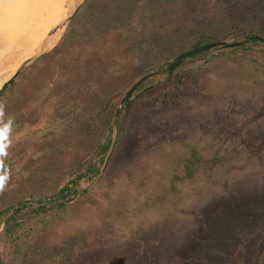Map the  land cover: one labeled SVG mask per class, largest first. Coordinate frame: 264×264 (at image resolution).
I'll use <instances>...</instances> for the list:
<instances>
[{
    "label": "rangeland",
    "instance_id": "1",
    "mask_svg": "<svg viewBox=\"0 0 264 264\" xmlns=\"http://www.w3.org/2000/svg\"><path fill=\"white\" fill-rule=\"evenodd\" d=\"M250 21L264 24V0H85L0 94V210L32 203L10 232L12 212L1 219L0 264H262L264 46L209 49L166 72L182 42ZM110 123L123 131L98 176L74 185Z\"/></svg>",
    "mask_w": 264,
    "mask_h": 264
},
{
    "label": "bare ground",
    "instance_id": "2",
    "mask_svg": "<svg viewBox=\"0 0 264 264\" xmlns=\"http://www.w3.org/2000/svg\"><path fill=\"white\" fill-rule=\"evenodd\" d=\"M71 1L0 0V86L24 60L51 46L56 33L47 36L66 18ZM14 53L23 61L11 60Z\"/></svg>",
    "mask_w": 264,
    "mask_h": 264
},
{
    "label": "trees",
    "instance_id": "3",
    "mask_svg": "<svg viewBox=\"0 0 264 264\" xmlns=\"http://www.w3.org/2000/svg\"><path fill=\"white\" fill-rule=\"evenodd\" d=\"M247 26H248V30H244L242 28L239 29V32L236 33L235 30H232L230 32H221V31H212L211 33L207 34V35H203L201 34V36H198V38H194V40L191 41V39L189 41H184L182 42V50L181 52H185L186 50H190V49H193V48H197V47H200V46H203V45H207V44H211V43H214V42H222L223 40H225L226 38L228 37H233V43L236 42V41H241L242 42V47L238 46V47H227V46H224L223 44H219L218 46L216 47H213L211 48V50L215 51V50H219L220 48H224L226 49V51L228 52H235L237 51L238 49H241L244 47L243 50H245L246 48H248L249 46L251 45H262L264 46V43L254 39V37H259V38H263L262 37L264 35V24H261V26L257 29H254L252 28V23L251 21L249 23H247ZM245 26V27H247ZM248 40V41H247ZM232 43V42H230ZM211 50H207V51H204V52H201V53H198V54H195L193 55V57H201L205 54H208ZM177 56H174L173 59L171 60V63L174 62V60L176 59ZM192 58V57H191ZM189 57L187 58H183L181 60V63L178 67L182 66L185 64V61L187 59H191ZM170 63V64H171ZM168 64V65H170ZM177 68V67H176ZM167 73H171L169 72L168 70H166ZM172 79L171 75H169V80ZM150 79H147L145 82H143L142 84H140L134 91H133V94H136V93H139L142 91V89L145 88V85L148 81H150ZM167 80V79H166ZM168 81V80H167ZM180 84L182 83L180 80H179ZM13 83V80L11 82H9L3 89L2 91L0 92V94H3L5 92V90H7V88ZM172 83V80L171 82L169 83H163V87H169L168 84H171ZM178 83V81L176 82ZM132 94V96H134ZM138 95V94H136ZM132 96H129L128 98H126L121 106V109L125 112H128L130 110H132L134 108V105H135V102H134V98L136 97H132ZM123 111H120L119 113L114 114L115 116V121H118V118L119 116L124 113ZM123 128H117V130L115 129V126L112 125V123L108 124L107 126V134H106V138H105V146L101 147V151H102V154L100 159H99V163L98 165H96L95 163H91L89 165H87V168H84L82 169V171H77L75 172V177H73L70 182H72L74 185L78 184L79 183V180L80 178L82 177H89L88 179H91L92 177H97L99 172H100V166L101 164H103V161H104V154L107 152L110 144H111V137L113 135V131L116 130L117 133H119L120 131L122 132ZM118 140V139H117ZM118 145V141H116ZM65 185V184H64ZM59 190L58 193H61L63 194V197L65 198L66 196H68L70 193H73L75 191V189L73 187H69L67 184L64 186V187H58L57 188V191ZM65 193V194H64ZM69 200L70 198L66 197V200ZM47 202V200H45ZM32 202V201H31ZM34 202V201H33ZM36 202V201H35ZM43 202V200L41 201ZM39 202V203H41ZM19 206H17V208L15 210H13V205H8L6 207H4L2 210H0V221L3 217H5V215H7L9 212H12V215L11 216H8L5 220L6 223H4V229H6L7 232H10V230L14 229L15 226H18L19 224L15 223V215H17V213H22L23 212V209H25V207L27 208V206H32V203H30L29 201L25 202V203H18ZM21 205V206H20ZM61 206V204H60ZM34 208V207H33ZM46 208H44V206L41 204V205H38V209L37 210H40V211H45ZM36 210V211H37ZM252 262V261H250ZM264 264V262L262 263Z\"/></svg>",
    "mask_w": 264,
    "mask_h": 264
},
{
    "label": "water",
    "instance_id": "4",
    "mask_svg": "<svg viewBox=\"0 0 264 264\" xmlns=\"http://www.w3.org/2000/svg\"><path fill=\"white\" fill-rule=\"evenodd\" d=\"M85 0H72L71 4L67 6V16L66 18L60 22L51 32V34H49V36L47 37H51L52 35H54L56 33V40L53 41V43L51 44L50 47H48L45 50H42L39 54L35 55V56H31L30 58L26 59V60H22L23 62L20 64V66L18 67V69L13 73V75L7 79L1 86H0V92L2 91V89L9 83L11 82L24 68H26L27 66L37 62L38 60L42 59L43 57H45L47 54H49V52H51L56 45L58 44V42L61 40V38L63 37L67 26L69 24V22L72 20V18L74 17V15L77 13V11L79 10V8L82 6V4L84 3ZM254 39L264 43V39L263 38H259V37H254ZM248 41V40H247ZM219 44H223L224 46L227 47H238L242 45V42H234V43H226V42H214L211 44H207V45H203L197 48H193L190 50H187L181 54H179L176 59L174 60L173 63H171L169 66H167V70L168 71H172L173 69H175L176 67H178L181 63V60L183 58H187L190 56H193L195 54L207 51L213 47L218 46ZM14 62V61H13ZM21 62V61H20ZM154 73H148L145 76L141 77L139 80H137L132 86L131 88L128 90V92L126 93L125 97L121 99L120 101V107L123 103V101L128 98L132 92L144 81L146 80L148 77L153 76Z\"/></svg>",
    "mask_w": 264,
    "mask_h": 264
},
{
    "label": "clouds",
    "instance_id": "5",
    "mask_svg": "<svg viewBox=\"0 0 264 264\" xmlns=\"http://www.w3.org/2000/svg\"><path fill=\"white\" fill-rule=\"evenodd\" d=\"M6 181H7V177L0 175V191L4 190Z\"/></svg>",
    "mask_w": 264,
    "mask_h": 264
},
{
    "label": "flooded vegetation",
    "instance_id": "6",
    "mask_svg": "<svg viewBox=\"0 0 264 264\" xmlns=\"http://www.w3.org/2000/svg\"><path fill=\"white\" fill-rule=\"evenodd\" d=\"M148 78H149V77H148ZM148 78H147V79H148ZM147 79H146V80H147ZM146 80H144L143 82H145ZM143 82H142V83H143ZM142 83H141V84H142Z\"/></svg>",
    "mask_w": 264,
    "mask_h": 264
}]
</instances>
